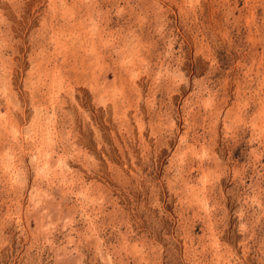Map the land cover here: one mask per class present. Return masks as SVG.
Returning <instances> with one entry per match:
<instances>
[{
	"label": "rangeland",
	"instance_id": "374dc122",
	"mask_svg": "<svg viewBox=\"0 0 264 264\" xmlns=\"http://www.w3.org/2000/svg\"><path fill=\"white\" fill-rule=\"evenodd\" d=\"M0 264H264V0H0Z\"/></svg>",
	"mask_w": 264,
	"mask_h": 264
}]
</instances>
